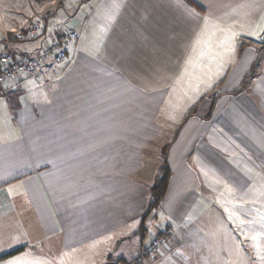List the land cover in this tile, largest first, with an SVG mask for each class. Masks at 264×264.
<instances>
[{"label": "crops", "instance_id": "0c3cea01", "mask_svg": "<svg viewBox=\"0 0 264 264\" xmlns=\"http://www.w3.org/2000/svg\"><path fill=\"white\" fill-rule=\"evenodd\" d=\"M57 1L38 37L75 16L47 36L78 31L67 60L0 97V264H249L229 212L264 227V0ZM150 235L169 243L146 257Z\"/></svg>", "mask_w": 264, "mask_h": 264}, {"label": "rangeland", "instance_id": "374dc122", "mask_svg": "<svg viewBox=\"0 0 264 264\" xmlns=\"http://www.w3.org/2000/svg\"><path fill=\"white\" fill-rule=\"evenodd\" d=\"M56 3H58L57 0L52 1V2L49 1V0H46V1H43V2H39V1L35 0L34 2H30V3L28 2V0H0V19L2 17H4V21H5V24L1 23V25H0V27H1L0 28V32H1L0 36L2 34H4V33H7L8 31L13 30V29H19V24L22 23L24 21V18H26L27 16L31 17L33 14L34 15L40 14L42 16L41 18H42V24H43L44 16H49L51 13H54V14L57 13V15H59V13L62 10L60 8L56 9L57 8V4ZM15 6H17V7H15ZM57 15H55L54 17H56ZM12 16L17 18V22H15V21L12 22L11 21L12 20ZM73 18H74V20L72 19L73 21H70L69 24L60 23L57 20L58 23L55 22L54 26L49 25L50 27H49L48 32L50 33V35H52V37L56 38V36L59 35V33L66 31L67 29H69L72 26L73 27H76V26L79 27V24H76L75 16ZM77 20H78L79 23H81L82 18L79 17V18H77ZM99 31L102 32V29L95 28L94 32L92 31V35H93L92 36L93 37L92 38L93 39L92 42H93V44L98 42L99 39H100ZM48 32H47V35L45 37L44 36H40L34 42H25L22 45H14V47H15L16 50H18L20 52H25L26 51L29 54H35V53H37L38 50H40L39 48L42 45H44L46 42H48V37H47L48 36ZM58 39H60V38H58ZM75 42L76 41H74L73 44H75ZM71 49H70L69 53L71 52ZM46 67H48V68L51 67L52 68V67H60V66L56 65V64H49ZM38 72H39L38 75H34V76H30V75L26 76L25 75V76H23L22 80H23L24 84L27 85V83L32 82V80H38V79H46L47 81H49L47 79L48 76L44 72V69L39 70ZM47 87L49 88L50 84H48ZM35 93H38V92H35ZM46 96H47V98L50 97V95H46ZM38 98H39V95H38ZM152 126H154V125H150V123H149V124H144L143 127H152ZM127 129L129 131H132V129H130L128 127H127ZM168 141H169V139L168 140H166V139H156V140H152L150 142L149 141H144V143H146V142L148 143V145H146V148L148 147V149H149V151H146L147 155H145V160L147 158L151 157V158H149L150 162H149V160L146 162L147 165L148 164L150 166H152V164H154V165L157 164L158 165L159 162H156V160H155L157 158V156L156 157L154 155H150L149 156L148 152H150V150L153 151L154 148H157L159 146L158 147L159 149L157 148L158 149V153L157 154L161 155L163 157L164 153L166 152V149H167L166 148L167 146H165V145L168 143ZM131 144H133V143H131ZM143 155H144V152H143ZM143 158H144V156H143ZM143 158H142V160H143ZM158 159H159V156H158ZM219 195L222 196L223 194H220V193L217 192L215 198L218 201H223L224 199L222 197H218ZM232 199L233 200H232L231 203H233V206H236V204H237L236 198L235 199L232 198ZM211 212L212 213H210L211 215H209V217L211 219H212V217H215L216 219H218V215H212V214L215 213L213 210H211ZM229 213H231L230 216H229V219L235 224V226H237V231L244 232L240 237H241V240L243 241L244 248H246L248 250L249 264H264V260L261 259V256H264V234L261 233V231H262L261 228H264V227H259L258 226L257 229H254V231H255L254 235H259L260 236L259 245H260L261 251L258 254L257 249L254 246V242L252 241L251 237L248 236V234H247L248 230L245 231V229H244L245 226L247 227L248 224H250L249 218L245 219V221H244V218L242 216L239 217V214H237L236 212H235V214H236L235 218H234V212L233 211H230ZM256 213H257V218H259V219L261 218L260 222H263V220H264V212L256 211ZM252 215H253V213H251V215H250L251 219H252ZM241 221H244V223L241 224ZM243 225H244V228H242ZM152 229H155V227L153 226ZM249 230L253 231V229H249ZM136 240H138V237H137Z\"/></svg>", "mask_w": 264, "mask_h": 264}, {"label": "built area", "instance_id": "2783aa9c", "mask_svg": "<svg viewBox=\"0 0 264 264\" xmlns=\"http://www.w3.org/2000/svg\"><path fill=\"white\" fill-rule=\"evenodd\" d=\"M42 16L32 15L24 20L19 29H13L0 36V97L7 96L6 84L14 82L23 76L37 75L39 70L49 64L61 65L67 60L69 51L74 41L79 38L78 31L71 29L48 42L42 51L35 57H21L14 52L12 38L21 41L36 39L41 33ZM169 240L166 236L150 235L143 246V253L146 257L158 255L168 246Z\"/></svg>", "mask_w": 264, "mask_h": 264}, {"label": "trees", "instance_id": "16d2710c", "mask_svg": "<svg viewBox=\"0 0 264 264\" xmlns=\"http://www.w3.org/2000/svg\"><path fill=\"white\" fill-rule=\"evenodd\" d=\"M39 2H43V1H46V0H37ZM49 1H53V0H49ZM188 1L193 7L195 8H201L199 6L198 3H196V1L194 0H186ZM43 30V29H42ZM42 32V31H41ZM38 35L36 36V39H37ZM12 41H13V44H12V47H13V50L15 53H17L19 56L21 57H26V56H31V57H35L37 56V54H39L40 51H42V48L44 46H42L40 48V51H37V53L35 54H29L27 53L26 51L25 52H19L18 50L15 49L14 45L16 43L18 44H23L25 42H34L35 39H32V40H25V41H21V40H18L16 38H12ZM263 57H261L259 59V61L257 62L258 65L260 64H263L261 63L262 62V59ZM9 84V83H8ZM6 84V85H8ZM7 87V86H6ZM160 159H161V166H160V173L158 175V177L156 178V180L153 182L154 184L150 187V195H151V201L149 203V208L147 210V213L145 214V216L143 217V221H142V225L140 227V234L142 236H144V234L147 233V229H145V222L148 220V217L153 213V211L159 207V204L162 202V200L164 199L165 197V191H166V187L168 185V180H169V171H168V160L166 159V153H164V156L162 157L161 155L159 156ZM17 252H13L9 255H5V256H2L0 259H5V258H8L10 257L11 255L13 254H16ZM136 262H139V258L136 260V261H133V262H130L128 264H134Z\"/></svg>", "mask_w": 264, "mask_h": 264}, {"label": "snow or ice", "instance_id": "6c2138e0", "mask_svg": "<svg viewBox=\"0 0 264 264\" xmlns=\"http://www.w3.org/2000/svg\"><path fill=\"white\" fill-rule=\"evenodd\" d=\"M244 221H241V224H243ZM252 241L254 242V246L257 249L258 254L260 253L261 249H260V245H259V240H260V236L259 235H254L251 237ZM261 259L264 260V256H261ZM8 264H24L23 261H21L20 259H14L8 262ZM33 264H39V262H33Z\"/></svg>", "mask_w": 264, "mask_h": 264}]
</instances>
